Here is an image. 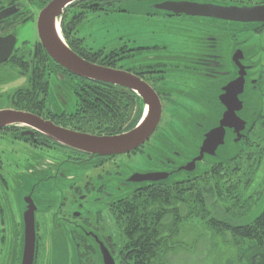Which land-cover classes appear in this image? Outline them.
<instances>
[{"label": "flooded vegetation", "instance_id": "1", "mask_svg": "<svg viewBox=\"0 0 264 264\" xmlns=\"http://www.w3.org/2000/svg\"><path fill=\"white\" fill-rule=\"evenodd\" d=\"M51 1L18 0L7 5L5 3L0 10L19 4L22 6V11L0 22V36L6 37L13 34L16 37L15 27L18 25L9 30L7 29L8 22L27 13L31 6L36 8L37 30L40 11ZM168 2H170L168 7H162ZM179 3L264 7V0H75L64 9L61 15L64 36L75 53L89 62L133 74L149 85L159 98L161 103L159 123L155 132L141 146L129 153L112 156L90 154L60 144L33 126L20 123L0 127L1 145L3 142L20 140L35 150L48 149L54 153L57 152L61 161L45 160L38 154L36 160L33 158L30 162L25 161L26 171L34 172L33 170L38 167L41 170L49 169V178H67L61 172L66 163L78 168L86 167L87 171L94 168L97 170V176L102 177L98 169L103 167L102 173H108L110 169L106 168V165L114 163L115 158L141 153L148 154V159L153 160L154 163L149 165L148 171L137 173L167 172L171 173L167 178L169 179L181 172L178 168L200 156L206 135L220 126L224 113L228 109L238 107L239 103L235 95L242 103L236 113L247 122L246 127L238 133L235 127L226 126L225 143L218 147L216 154L205 153L202 161L211 157H219L218 151L228 139L235 143L246 144L252 136L254 126L259 123L264 124V21L227 20L194 14L195 10L191 7L184 8L182 5V9H178L176 4ZM124 12L129 13L133 28V33L128 34V39L121 36L110 49L106 46L95 49L85 43L83 34L88 28L111 14ZM217 22L222 23L221 28H217ZM181 23H185L186 28L175 27L177 24L180 26ZM230 23L241 24L244 30H250V33L245 32L240 40L231 42L225 51L222 50L220 53L218 48L223 41L228 39V32L235 34L230 29L231 26L227 28ZM199 24L202 26H200L201 34L198 35L196 29L199 28ZM186 33L187 36H184ZM175 41H179V46H182L183 51L177 53L173 48L172 51L169 49L170 43ZM256 41L257 44L249 46ZM6 48V46L2 48L0 53H4ZM89 59L99 61L94 62ZM241 77L244 78V84ZM9 81H17L18 85L14 91L3 87L10 83ZM92 86H96L95 92ZM103 92H110L111 98L108 93L104 98ZM202 93L206 101L203 100ZM4 95H6V103L0 102V111L30 113L55 126L94 135H107V132L86 130L85 127L95 125L92 119L98 120L97 127L112 122V126L122 124L125 128L135 123L139 111L138 104L140 106L142 104L143 110L145 107L143 98L134 90L80 77L58 64L41 45L38 31L32 43L17 45L16 42L10 57L0 62V98ZM256 95L257 98L252 103H257L260 99L262 104L253 126V123L249 124L247 108L248 101ZM30 99L34 101L32 104L25 102ZM202 101L206 103L201 104ZM137 124L128 130L133 129ZM235 125L238 130L241 123L240 125L235 123ZM261 127L264 128V125ZM192 128L196 130L193 135H183L179 132L186 133L185 129L192 130ZM239 135L240 139L237 141ZM178 137L181 139L178 140ZM218 138L219 136H216L214 142L219 141ZM258 138L261 139V137ZM254 142L257 141L254 140ZM181 160L185 162L179 164L178 167L168 168ZM202 161L196 162L194 170L183 171L185 173L195 172ZM7 166L8 163L0 151V251L7 250L9 264H22L26 225L31 223L32 215L35 225L33 264L38 261L41 247L43 249L42 235L44 227L47 228L45 220L51 219V223L54 224L56 216H61L67 224L74 228V238L83 237L89 240L88 242L91 241V249L100 253L104 264L101 243L109 251L110 248L104 242L106 237L101 231V226L94 225L87 218L91 213L89 209L90 192L97 191L103 194L102 198L95 200L98 201L111 198L112 195L118 193H115L117 190L131 184L154 183L150 181L130 182L127 179L123 185L117 186L113 193L107 192L104 184L95 187L89 180L83 185L63 184L62 191L59 193L60 199H57L56 204L51 200L52 205L50 203L40 208L38 201L29 192L25 197L24 205L19 202L18 197L22 196V192L17 190V185L16 189H11L10 184H15L17 179L12 175L11 183H9L4 173ZM109 185L112 188L116 184L112 182L107 187ZM13 196L17 197L15 201H11ZM120 198L119 195H115L111 201H105L104 209H108V215L112 216L111 210ZM8 239H10V244Z\"/></svg>", "mask_w": 264, "mask_h": 264}, {"label": "rangeland", "instance_id": "2", "mask_svg": "<svg viewBox=\"0 0 264 264\" xmlns=\"http://www.w3.org/2000/svg\"><path fill=\"white\" fill-rule=\"evenodd\" d=\"M13 1L14 0H0V8L5 6V3L7 5L11 4ZM30 8L31 9L27 13L15 17L8 22L7 29L9 30L14 29L13 27L18 25L15 27L17 45H22L27 42L32 43L36 39V8L33 6ZM59 19L61 24L62 17ZM104 19L98 21L94 26H91L84 32L85 43L89 47L101 49L106 46L107 49H110L113 44L119 41L121 36L128 39V34L133 33L129 13H114ZM206 24L208 25L209 23ZM177 25L175 27H181L179 29L186 28L187 26L185 23H181L180 26ZM200 26H202V24H199V28L196 29L198 35L201 34ZM227 26V28L231 26L230 29L235 32V34L233 35L230 31L228 32V39L223 41L221 43L222 46L220 45L218 48L220 53L222 50L225 51L228 44L231 42L234 43V41L240 40L245 32L250 33V30H244L245 28L241 26V24L230 23ZM60 27L66 41L63 33L64 30H62L61 25ZM218 27H222L221 22H217V28ZM184 36H187V33L184 34ZM136 39L138 40V38ZM176 39L180 40L179 37H176ZM257 43L256 41L253 44H249V46ZM179 44V41L170 43L169 49L172 51L173 48L177 53L183 51L182 46H179ZM9 82L10 83L3 87L7 90L14 91L18 85L17 81ZM5 96L6 95L0 98L1 103H6ZM201 96L203 100L206 101V97L203 93ZM256 98L257 95L251 97L248 101L247 108L249 124L252 125L253 123V126L257 120L256 116L260 113V106L262 104V100L260 99L257 100V103H252ZM205 103L204 101L201 102V104ZM203 109L206 110L204 107ZM262 125L264 124L259 123L254 126L251 133L252 136H250V140H248L246 144H242L243 142L235 143L228 139L227 143L220 147L218 151L219 157H211L202 161L198 164L196 172L199 173L203 171L205 166L215 162L232 159L241 149V157L244 156L245 153L249 151V148L252 147L251 145L256 144L254 140L260 142L261 139L258 137H264V128L261 127ZM184 131H186V133L183 131L179 132L183 135H193L196 132L194 128H192V130L185 129ZM260 132L261 134H259ZM174 133L176 134V132ZM181 134L178 133V135L182 137ZM180 139L181 138L178 137V140ZM262 142L264 143V138ZM0 151L2 157L8 163L6 171H4L6 179L9 180V183H11L12 175L16 176L17 179L15 184H10L11 189H16L17 185V190L22 192V196L18 197V200H20L19 202L24 205L25 197L29 192L33 195L34 199L38 201L40 208H44V205L48 206L50 203L52 205V201L56 204L57 199H60L59 193L62 191L63 184L77 183L78 185H83L84 182L87 183L92 181L95 187L104 184L106 186L105 190L109 193H113L114 189H116L117 186L123 185L133 173L148 171L150 168L149 165L154 163L153 160L148 159V154L137 153L135 155L120 156L113 160L114 163L111 162L106 165V168L110 169V171H107L108 173H102L103 167L98 169L102 177L97 176V170L94 168H92L91 171H87L86 167L78 168L72 166V164L66 163L61 172L65 174L67 178H49V169L41 170L38 167L33 170L34 172L26 171L25 161L29 160L30 162L33 158L36 160L38 155L45 160L50 159L55 162L61 161L62 159L57 152L54 153L52 150L48 149L35 150L30 148L24 141L20 140L3 142L2 145L0 142ZM184 162L185 160H181L175 165L168 166V168L172 169L176 166L178 167L179 164ZM227 166L231 167V169L229 168L231 170L230 176L228 177L229 181H226V178H224L216 184L217 193L221 195L220 197L217 196L216 198H212L213 195L209 193L207 197L201 201V197L196 198V192L194 190H184L181 196L183 202L174 201L173 205L169 206V208L177 206V211L165 214L162 219V235L165 247H163L161 252L155 254L154 263L242 264L241 261L242 256L245 254V246L249 245V243L240 238H236L228 229L223 230L219 224L241 223L245 221L244 217L247 215V217L251 216L250 213L255 211L257 205L260 206L264 204V200H261V195L264 191V174H258L259 176L255 177L256 181H258V178L260 179L261 176L263 178L257 187H255L254 183H250V181L240 182L242 184L239 183L234 186L232 182L237 176L241 175L242 170H239L238 167L233 169V163L226 164L224 168ZM93 170L95 171L93 172ZM261 172H264V168L261 169ZM184 175L185 172L181 171L173 175L171 179H180ZM112 182L116 184L115 187L111 188L110 185L107 187V185ZM139 185L141 184H131L130 186L122 187L121 190L115 192H118L115 195H119L120 197L126 196ZM102 195V193L97 191L90 192L89 209L91 213L87 218H89L94 225L101 226V231L106 237L104 242L106 243L107 241L109 244L108 246L114 253L119 254L116 248L121 241L127 239L126 234L128 232L124 229L125 225L121 226L119 221L113 223L112 217L107 214L108 209H104L105 201H111L115 195H112L109 199L104 198L95 201L97 198H102ZM16 199L17 197L13 196L11 201H15ZM210 203H213V206H210ZM45 221L47 222V228L44 227L45 230L42 235L43 249L41 247L36 264H103L100 253L91 249L90 244H92V242H88L89 240L83 237H79L80 239L74 238V228L67 224L61 216H56L54 224L51 223V219ZM59 223L62 224L59 225ZM89 227L90 226H88V228ZM9 240L10 239H8V241ZM8 255L9 253L6 249L5 251H0V264H9Z\"/></svg>", "mask_w": 264, "mask_h": 264}, {"label": "water", "instance_id": "3", "mask_svg": "<svg viewBox=\"0 0 264 264\" xmlns=\"http://www.w3.org/2000/svg\"><path fill=\"white\" fill-rule=\"evenodd\" d=\"M75 0H52L41 11L37 20V31L41 45L49 56L58 64L70 72L90 80L115 84L127 89L136 91L144 100L145 107L138 124L131 130L114 135H94L90 133L77 132L55 126L51 122L43 121L41 118L26 112H16L11 110L0 111V127L20 123L33 126L35 129L44 132L54 141L66 145L85 153L97 154L101 156H112L129 153L141 146L155 132L161 117V103L155 92L143 80L125 71L116 70L103 65L89 62L75 53L65 41L61 27L60 17L65 8ZM176 3V2H175ZM175 3H172L175 5ZM170 2L162 7H168ZM178 9L191 7L194 14L209 15L220 19L238 21H264V7H227L221 5H198V4H176ZM22 11V6L14 4L0 10V22L18 12ZM16 37L10 34L6 37L0 36V50L7 47L4 53H0V62L8 59L16 45ZM243 84H244V78ZM238 107L228 109L221 120L220 126L211 130L201 148L200 156L178 168V171H192L196 167V162L203 160L205 153L216 154L219 146L225 143V127H235L240 133L244 130L247 122L241 119L236 111L242 106L237 95ZM241 123L237 130L235 125ZM216 136L218 140L214 142ZM240 139V135L237 141ZM212 146V147H210ZM212 150L210 151V148ZM209 148V150H207ZM171 173H134L128 181L130 182H160L167 180ZM31 223L26 225L25 248L22 264H33L35 258V225L33 215ZM30 222V221H29ZM28 223V222H27ZM101 252L104 264H116L111 252L101 243Z\"/></svg>", "mask_w": 264, "mask_h": 264}, {"label": "trees", "instance_id": "4", "mask_svg": "<svg viewBox=\"0 0 264 264\" xmlns=\"http://www.w3.org/2000/svg\"><path fill=\"white\" fill-rule=\"evenodd\" d=\"M16 1L18 0H14L13 2ZM89 60L94 62L99 61L97 59ZM95 87L92 86L94 92ZM107 93L109 94V98H111L110 92H103L104 98H106ZM25 102L32 104L34 101L30 99L29 101L25 100ZM104 102L107 103L106 101ZM138 106L139 111L134 124H137L143 113L142 104L141 106L138 104ZM88 116H90L89 113ZM91 121L95 125L85 127L86 130L103 131L104 133L107 132V135L119 134L121 131L128 130L134 126L132 124L123 128L122 124L112 126V122H110V124L97 127L98 120L94 118ZM263 138L261 137L260 142L257 141L255 142L256 144L251 145L252 147L242 157L241 149L232 159L207 165L199 173L196 170L193 173L186 172L180 179L169 178L149 185L143 184L134 189L130 194L122 196L111 210L113 223L119 221L121 226L125 225L124 229L128 232L126 234L127 239L121 241L116 248L119 254H115L108 246L116 264H156L154 263L155 254L161 252L163 247H165L162 235V219L165 214L177 211V206L171 208L169 206L173 205L174 201L181 202L183 200L181 196L184 190H194L196 198L201 197V201L209 193L213 195L212 198L220 197L221 195L217 193L216 184L224 178H226V181H229L228 177L231 173V167L227 166L228 168H224L226 164L233 163V169L238 167L239 170H242L241 175L234 179L232 185L235 186L240 182L250 181V183L255 184V187L259 186L263 178L261 176L256 181L255 177L259 176L258 174H264V172H261V169L264 168ZM261 200H264V191L261 195ZM210 206H213V203H210ZM258 206L255 211L250 213L251 216L247 217V215L244 217L245 221L241 223L219 224L223 230L228 229L236 238L249 243V245L245 246L242 264H264V204ZM106 245H109L107 241Z\"/></svg>", "mask_w": 264, "mask_h": 264}]
</instances>
